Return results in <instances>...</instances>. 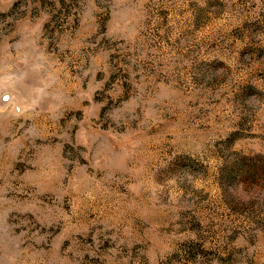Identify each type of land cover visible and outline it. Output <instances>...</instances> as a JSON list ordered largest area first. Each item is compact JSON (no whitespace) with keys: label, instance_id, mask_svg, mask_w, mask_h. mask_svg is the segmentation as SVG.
<instances>
[{"label":"rangeland","instance_id":"rangeland-1","mask_svg":"<svg viewBox=\"0 0 264 264\" xmlns=\"http://www.w3.org/2000/svg\"><path fill=\"white\" fill-rule=\"evenodd\" d=\"M0 264H264V0H0Z\"/></svg>","mask_w":264,"mask_h":264}]
</instances>
